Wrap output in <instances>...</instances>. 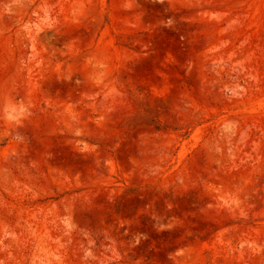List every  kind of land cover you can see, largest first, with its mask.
Masks as SVG:
<instances>
[{
    "label": "rangeland",
    "instance_id": "rangeland-1",
    "mask_svg": "<svg viewBox=\"0 0 264 264\" xmlns=\"http://www.w3.org/2000/svg\"><path fill=\"white\" fill-rule=\"evenodd\" d=\"M0 264H264V0H0Z\"/></svg>",
    "mask_w": 264,
    "mask_h": 264
}]
</instances>
